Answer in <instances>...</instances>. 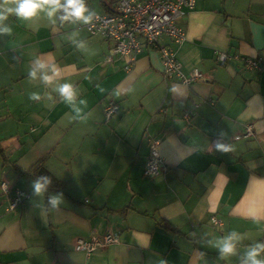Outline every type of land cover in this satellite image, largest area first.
<instances>
[{"label": "crops", "instance_id": "crops-1", "mask_svg": "<svg viewBox=\"0 0 264 264\" xmlns=\"http://www.w3.org/2000/svg\"><path fill=\"white\" fill-rule=\"evenodd\" d=\"M59 17L10 15L12 35H0V264H241L264 242V0H197L181 20L186 40L172 44L185 73H203L189 84L165 77L157 49L128 67L113 39ZM61 84L76 90L73 104ZM111 99L119 110L107 117ZM248 124L254 135L244 137ZM221 131L233 148L224 154ZM153 138L167 168L150 177ZM47 155L64 191L31 196L35 179L21 171ZM17 187L29 196L10 208ZM57 193L58 211L48 204ZM233 231L237 255L221 258L217 245ZM107 233L119 241L76 249Z\"/></svg>", "mask_w": 264, "mask_h": 264}, {"label": "built area", "instance_id": "built-area-1", "mask_svg": "<svg viewBox=\"0 0 264 264\" xmlns=\"http://www.w3.org/2000/svg\"><path fill=\"white\" fill-rule=\"evenodd\" d=\"M196 3L197 0H119L114 11L95 12L96 15L86 27L92 34L113 39L115 41L113 52L127 57L128 67L143 49H157L161 54L165 77L189 84L193 80L202 78L203 73L198 69L185 73L172 44H181L186 40V31L181 25V20L195 8ZM163 37H168L171 44H162ZM229 58L228 53H219L222 63ZM245 61L250 69L263 68L261 59L246 58ZM118 110L119 106L114 99L109 100L104 109L107 117H111ZM252 135H254V127L248 124L243 136ZM150 144L151 151L145 173L147 176L155 177L167 168V165L159 150L160 140L152 139ZM2 188L4 191L11 189L6 181L2 182ZM27 196L29 194L25 190L15 188L10 208L20 205ZM213 220L218 221L216 218ZM118 241V236L113 233L103 236L92 235L79 238L76 249L85 250L90 254Z\"/></svg>", "mask_w": 264, "mask_h": 264}, {"label": "clouds", "instance_id": "clouds-1", "mask_svg": "<svg viewBox=\"0 0 264 264\" xmlns=\"http://www.w3.org/2000/svg\"><path fill=\"white\" fill-rule=\"evenodd\" d=\"M11 3L13 6L5 7ZM62 11L63 15L59 18L61 20H71L72 22L80 21L88 24L92 21L96 13L90 10L85 5V0H3L0 5V35H12V28L4 22L10 15H15L20 20H30L37 16L39 12H46L49 18L55 16L58 12ZM37 66L40 69L46 68V65L37 61ZM37 72L31 70L29 78L35 79ZM44 83H51V77L46 73L41 77ZM60 96L69 103L73 104L77 97V92L71 84H61L56 89ZM172 91H177L173 88ZM30 99H39V95L33 93ZM226 134L221 131L217 134V139L214 141L216 151L224 154L233 150L230 144L224 142ZM52 183L51 179L46 175H41L31 182L30 195L34 197H43L48 191L49 185ZM64 203L62 193L50 194L48 196V204L53 210H59L60 205ZM239 240V235L235 231L231 232L228 236L224 237L222 242L217 245L221 258L237 255L236 243ZM264 242H256L252 244L243 256L241 264H264Z\"/></svg>", "mask_w": 264, "mask_h": 264}, {"label": "trees", "instance_id": "trees-1", "mask_svg": "<svg viewBox=\"0 0 264 264\" xmlns=\"http://www.w3.org/2000/svg\"><path fill=\"white\" fill-rule=\"evenodd\" d=\"M104 6H105L106 11H109V12L114 11L115 6H112L108 2H104ZM61 15H63L62 11H60V16ZM48 158H49V155L43 157L42 159L32 164L26 171H21V173L27 174L33 179H36L41 175L48 176L51 179L52 183L49 185L48 191L45 193L46 195H48L50 191H54V190L63 192L64 187H65V182L53 177L52 174L46 169V162Z\"/></svg>", "mask_w": 264, "mask_h": 264}, {"label": "rangeland", "instance_id": "rangeland-1", "mask_svg": "<svg viewBox=\"0 0 264 264\" xmlns=\"http://www.w3.org/2000/svg\"><path fill=\"white\" fill-rule=\"evenodd\" d=\"M61 2H63V0H61ZM104 2H108L112 6H115L119 0H85V5L94 12H104L106 11Z\"/></svg>", "mask_w": 264, "mask_h": 264}, {"label": "bare ground", "instance_id": "bare-ground-1", "mask_svg": "<svg viewBox=\"0 0 264 264\" xmlns=\"http://www.w3.org/2000/svg\"><path fill=\"white\" fill-rule=\"evenodd\" d=\"M181 25H182V24H181ZM183 28H184V27H183ZM184 29H185V28H184ZM185 31H186V30H185ZM219 60H220V59H219ZM227 61H228V60H226V62H227ZM220 62H221V61H220ZM226 62H224V63L221 62V63H222V64H225ZM245 63H246V61H245ZM246 67H247V65H246ZM116 103H117V102H116ZM117 104H118V103H117ZM118 106H119V104H118ZM104 109H105V106H104ZM113 115H114V114H113ZM113 115H112V116H113ZM153 139H156V138H153Z\"/></svg>", "mask_w": 264, "mask_h": 264}]
</instances>
